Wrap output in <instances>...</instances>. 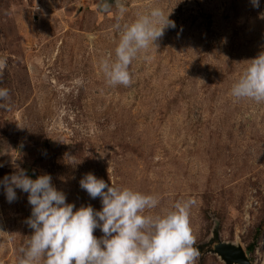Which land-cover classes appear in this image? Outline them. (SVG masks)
Returning a JSON list of instances; mask_svg holds the SVG:
<instances>
[{
    "label": "rangeland",
    "instance_id": "rangeland-1",
    "mask_svg": "<svg viewBox=\"0 0 264 264\" xmlns=\"http://www.w3.org/2000/svg\"><path fill=\"white\" fill-rule=\"evenodd\" d=\"M0 0V180L12 161L43 174L76 208H102L79 181L93 173L159 197L150 214L192 200L195 245L216 224L264 264V103L231 95L250 59L264 52V0ZM121 23L153 7L171 12L158 49L130 66L129 87L109 86L99 62ZM90 35L92 38H90ZM110 178V180H109ZM9 203L0 187V264H18L32 229L28 194ZM99 238L100 229L94 231ZM196 264H224L208 253Z\"/></svg>",
    "mask_w": 264,
    "mask_h": 264
},
{
    "label": "clouds",
    "instance_id": "clouds-1",
    "mask_svg": "<svg viewBox=\"0 0 264 264\" xmlns=\"http://www.w3.org/2000/svg\"><path fill=\"white\" fill-rule=\"evenodd\" d=\"M259 7V0H251ZM102 11H110L109 0H101ZM127 12L118 5L115 30L119 35L113 52L99 66L109 86L129 87L133 83L130 66L141 53L158 49L167 28H174L160 7L121 23ZM90 38L91 35H90ZM249 66L233 84L231 95L237 100L264 103V52L249 60ZM7 59L0 58V74ZM10 100L9 90L0 88V101ZM14 172L0 180L9 203L17 199L16 189L28 194L31 215L26 224L32 234L18 249V264H196L200 252L189 223L192 200H177L163 214H150L160 203L159 197L120 187L86 173L79 181L92 199L99 198L102 208L91 205L76 208L66 194L52 183L49 174L36 179L12 161ZM110 180V178H109ZM103 235L97 238L94 231Z\"/></svg>",
    "mask_w": 264,
    "mask_h": 264
},
{
    "label": "water",
    "instance_id": "water-1",
    "mask_svg": "<svg viewBox=\"0 0 264 264\" xmlns=\"http://www.w3.org/2000/svg\"><path fill=\"white\" fill-rule=\"evenodd\" d=\"M109 3H116V0H109ZM195 247L199 249L200 259L211 253L215 254L224 264H252L239 243L226 242L220 239L218 224L211 231L209 238L205 242L195 245Z\"/></svg>",
    "mask_w": 264,
    "mask_h": 264
}]
</instances>
